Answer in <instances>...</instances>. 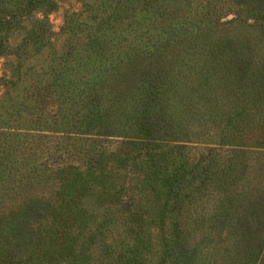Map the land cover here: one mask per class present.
Listing matches in <instances>:
<instances>
[{"label":"rangeland","instance_id":"374dc122","mask_svg":"<svg viewBox=\"0 0 264 264\" xmlns=\"http://www.w3.org/2000/svg\"><path fill=\"white\" fill-rule=\"evenodd\" d=\"M0 20V264H264V0Z\"/></svg>","mask_w":264,"mask_h":264},{"label":"trees","instance_id":"16d2710c","mask_svg":"<svg viewBox=\"0 0 264 264\" xmlns=\"http://www.w3.org/2000/svg\"><path fill=\"white\" fill-rule=\"evenodd\" d=\"M27 4H29V1H28V3ZM23 7V6H22ZM25 7V6H24ZM23 9V8H22ZM3 20H5L6 21V19H3ZM0 21H2V20H0Z\"/></svg>","mask_w":264,"mask_h":264}]
</instances>
